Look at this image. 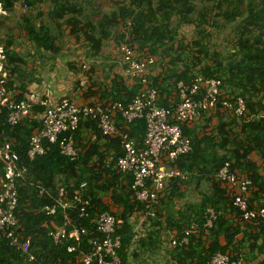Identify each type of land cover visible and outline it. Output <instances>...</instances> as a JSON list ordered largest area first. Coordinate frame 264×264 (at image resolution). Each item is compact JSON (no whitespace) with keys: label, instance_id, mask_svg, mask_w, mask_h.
Instances as JSON below:
<instances>
[{"label":"trees","instance_id":"16d2710c","mask_svg":"<svg viewBox=\"0 0 264 264\" xmlns=\"http://www.w3.org/2000/svg\"><path fill=\"white\" fill-rule=\"evenodd\" d=\"M2 1L5 9L11 11L17 0ZM51 1L55 9L49 13L51 23L48 26L37 29L30 23L25 26L28 38L39 48L58 53L55 41L63 37L64 25L68 28L69 37L77 39L81 34L89 48L87 58L99 56L105 42L113 36L116 47L125 42L157 59L153 67L160 71L156 76H149L148 80L149 86L158 91L160 106L173 110L175 104L168 103L163 95L172 91L176 94L179 82L189 84L194 75L199 74L204 78L220 79L222 95L231 102L237 98L243 99L247 109L246 119H238L232 112L217 108L213 113L217 124L209 131L205 129L209 128L210 115L201 123L198 121L197 125L182 126L184 135L190 139L191 149L178 158L175 166L187 178L171 181L160 201L156 219L143 223L141 235L135 238L137 234L128 217L142 209V205L132 197L129 187L131 179L128 175L104 168L108 149H114L115 157L122 155L117 138L103 137L97 128V121L86 119L73 133L82 148L79 160L70 161L59 153L56 144L46 140H43V144L48 148L47 152L29 159L28 140L35 130L41 129V125L28 117L10 127L5 120L7 110H2L0 143L4 134L18 153L20 166H25L28 171L27 179L17 189L19 199L15 215L23 228L21 234L30 238V252L35 256V261L29 262L0 234V264H70L75 254L67 253L64 247L72 241L55 245L50 239H43L47 234L43 224L48 225L50 221L62 224V211L57 208L55 214L47 215L44 208L54 204L61 188L70 198L81 183H86L84 198L90 200L100 212L108 211L102 204V198L107 195L114 204L123 206L126 222L118 233L121 246L117 252L121 264H133L131 260L136 262L137 250H158L163 225L175 230L180 239L183 230L192 222L197 224L198 235L192 234L186 247L172 248L166 264H205L217 252L229 251L241 255L243 241L236 238L239 233L246 237L253 257L264 255V222L243 223L241 213L229 202L225 189L216 179V173L226 162L232 170L246 172L257 188L251 194L249 208H253V202L264 207V203L259 201V196L264 195V180L258 173L259 166L253 161V155H256L264 163V0H118L114 8L104 15L97 10L96 13H84L82 3L91 7L97 0ZM95 17L99 20L95 21ZM119 22L124 27L121 33L116 29ZM186 26L193 28L194 36L191 39L178 36L179 30ZM211 27L231 28L226 52L209 49ZM4 45L10 66L18 59L10 50L12 40H6ZM123 78L114 76L110 87L100 90L102 102L117 101L126 105L142 89L138 81L128 86ZM128 128L130 138L140 147L146 131L144 119L130 122ZM89 133L94 139L81 144ZM100 140L107 144L106 149L101 147ZM203 182L208 185L206 190L201 188ZM182 184L194 189L199 200L188 202L175 212L170 211L171 205L175 206L182 197L184 199V193L179 189ZM41 190L43 193H40ZM207 209L221 213L210 229L203 227V216ZM76 223L86 224L87 221L77 220ZM245 228L249 230L246 232ZM94 236L89 234L84 237L83 247L86 248ZM220 237L224 239L223 244ZM258 264H264V259Z\"/></svg>","mask_w":264,"mask_h":264},{"label":"built area","instance_id":"2783aa9c","mask_svg":"<svg viewBox=\"0 0 264 264\" xmlns=\"http://www.w3.org/2000/svg\"><path fill=\"white\" fill-rule=\"evenodd\" d=\"M18 6L25 7V0H17ZM23 9L20 13H23ZM4 3L0 0V18L9 17ZM130 25V23H128ZM118 59L123 77L132 83L138 81L142 85L139 93L126 105L117 101L99 103H77L69 97L53 101L49 96L40 98L35 92H29L24 99H13L9 82L13 74L7 62L4 43L0 42V115L7 110L6 124L10 127L18 125L25 118L36 120L41 129L35 130L28 140L27 157L33 159L44 155L48 148L43 144L46 140L56 144L59 153L70 161L80 158L82 148L74 139L73 133L78 130L81 121L92 119L97 121V128L103 137L117 138L122 155L115 157L114 152L104 160V168L109 171L128 175L131 179L130 191L142 209L134 211L128 222L134 226L135 238L142 231V224L156 219L160 201L173 179L186 180L187 175L175 165L181 155L191 149L190 139L184 135L182 126L191 127L201 119L203 114L213 112L217 108L232 112L238 119H246V105L243 99L231 102L223 97L221 80L204 78L195 74L189 84H177L174 109L158 104V91L149 86L148 77L156 58L146 52H139L123 42L117 46ZM81 68L88 71L86 63ZM160 70L157 69V73ZM85 76L81 85L87 83ZM35 108L40 110L35 111ZM137 119H144L146 124L142 145L136 146L128 134V124ZM0 146V234L11 247L21 251L29 262L35 261L30 252V238L23 237L22 225L15 215L18 205V186L27 179V168L20 166L19 155L13 150L11 142L1 135ZM249 158V157H248ZM216 179L226 191L229 202L236 207L243 223H263L264 207L249 208V195L254 187L252 179L246 172L232 170L226 162L216 173ZM40 193H43L41 190ZM86 183L74 189L71 197L65 195L61 188L52 206L44 208L47 215H53L56 209L62 211V224L52 221L47 225L44 240L50 239L55 245L64 244L65 250L73 255L70 264H121L118 250L121 246L119 230L124 225L123 210L114 213L100 212L90 200L85 199ZM221 213L207 209L204 213L206 229L213 227L217 216ZM77 220L87 221L77 224ZM136 225V226H135ZM197 224L192 222L183 230L180 239L171 235L169 242L172 248L186 247L189 237L196 233ZM89 234L91 238L87 247H83V238ZM43 264H60L59 262ZM205 264H245L241 256L231 252L215 253Z\"/></svg>","mask_w":264,"mask_h":264},{"label":"crops","instance_id":"0c3cea01","mask_svg":"<svg viewBox=\"0 0 264 264\" xmlns=\"http://www.w3.org/2000/svg\"><path fill=\"white\" fill-rule=\"evenodd\" d=\"M32 2L40 4V7L28 6L29 5L28 3H32ZM45 2L46 4H48L47 7H45L44 4ZM82 7H84V13H88V14L90 12L96 13V10L98 13H100L101 10L99 6H95V5L91 7L90 6L87 7V4H85V2L82 3ZM21 9L24 10L23 13H20ZM54 9H55V4L52 3L51 0H25L24 8L18 6V2L16 1L13 6V9L11 11H8L10 16L1 18L2 23L0 24V39L7 38L4 32L5 31L8 32V27L11 26L12 23H15L17 20L23 22L22 24H26L29 21V16H30L29 14H32V11L37 10L36 12L37 14L39 13L46 14L53 12ZM79 18H82V16H80ZM98 20L99 19L95 17V21ZM65 27L66 26L64 25L63 28ZM23 28L24 30L22 31V34L25 36L27 34L25 26ZM0 42L5 43L4 40L2 41L0 40ZM28 43L31 44L33 43V41L28 40ZM109 43L111 44V46H109L108 48L109 53L106 51L104 47L102 53L99 56L95 55L94 57H90V58H87L86 53L89 52V48L86 42L83 40V38L78 42V40H76V38L73 36L69 37L67 42L65 43L67 46L69 44L68 46L69 50L67 52L68 55H65V53L62 54L60 50L56 54L61 53V55L55 57L54 55L56 54L51 53L49 50L46 51L43 50L42 48H37L38 49L37 58L41 56L42 58L45 57L46 60L48 59L50 61L46 62V60H43V62H41L39 60H34V59H33L34 61L33 60L25 61L24 59L21 58L20 60V64H22L21 67L19 68L15 67L16 62L10 65V69H13L12 72L13 77L9 82L10 84L9 89L12 92L13 99H16L17 97L20 96L22 97L21 99H24L29 92H35L38 96H40V98L49 96L53 101L59 100L63 97H69L74 101H76L77 103H99V102L101 103L102 100L100 98V93H99L100 90L108 89V87H110L111 85L112 79H114V76L118 75L123 77L121 64L117 57L118 56L117 47L116 45L112 44V41H109ZM27 46L29 45L27 44ZM107 55L110 56L108 60L106 59ZM82 61L86 63L88 71H84L81 68ZM156 75H157V68L152 67L151 76H156ZM85 76L88 78V81L87 83L81 85V79ZM123 81L128 86L130 84L131 85L133 84L131 81H128L125 77L123 78ZM163 99H165L170 104L175 103L176 101L175 91H172L167 95L164 94ZM221 111H225V110H221ZM213 113L214 111L204 114L203 117L198 121L201 123L202 119L210 115L211 117L210 123L212 127L215 126L217 124V119L216 117L213 116ZM198 121L195 122V125L198 124ZM207 130L208 129H205V131ZM85 138L86 139L80 142L81 144L88 143L87 142L88 140L92 141L94 139V137L90 133L85 135ZM100 144L102 145L101 147L103 149H106L105 147L107 144L105 142L100 140ZM108 150L109 153H111L112 150L114 149L111 148ZM253 161H255L259 166L258 173L261 176V178L264 180V163L256 155H253ZM179 189L180 192L184 193V199H187L185 195L186 193L185 191L192 188L182 184L179 186ZM192 190L196 193L194 189ZM256 190L257 188L254 186L249 195L250 196L249 201L251 199L252 192ZM259 197H260L259 198L260 203L263 204L264 195H260ZM188 202L190 201H186V203ZM102 204L106 207L108 212L114 213L117 209L121 211L123 210V206L114 204L109 195L102 198ZM253 207H259V206L256 204V202H253ZM236 223H242V222L237 221ZM245 229L246 232L249 230L247 228ZM171 235L177 237L176 231L171 230L169 236ZM194 235L197 236L198 231L194 233ZM169 236L167 238L168 240H169ZM236 238L237 240L242 239L243 241V243L241 244V255L239 256H241L244 259L245 264H258L262 262V260L264 259V255L260 254L257 257H253V255L250 252V245L248 244V242H246V237L243 235V233L241 234L239 233ZM208 242L206 243V246ZM220 243L221 244L224 243L223 237H220ZM131 263L135 264V262L132 260Z\"/></svg>","mask_w":264,"mask_h":264},{"label":"rangeland","instance_id":"374dc122","mask_svg":"<svg viewBox=\"0 0 264 264\" xmlns=\"http://www.w3.org/2000/svg\"><path fill=\"white\" fill-rule=\"evenodd\" d=\"M118 0H97L96 2H94L95 6H99V8L102 10H100V14H105L108 13L110 10H112L114 8V5L117 3ZM45 7L48 6V4H46V2L44 3ZM28 6H32V7H40V4L37 3H30V5ZM50 9V8H49ZM39 11V10H38ZM37 10L32 11V14H29V21L26 24H22L23 22L20 21H16L15 23H12L11 26L8 27V32L5 31L4 33L6 34L5 39H0L1 41L4 40H12V45L10 50L12 52H14L16 54V57L18 59V61H16V66L17 68L21 67L22 64H20V60L21 58L24 59L25 61H32L34 60H39L41 62H43V60H46L45 57H38V49L39 48L37 45H34V43L29 44L28 40H30L27 36V34L24 36L22 34V31L24 30V26H26L28 23L33 24L35 26V28L37 29L40 26H48L51 23V18L49 17V13L46 14H42L36 13ZM40 18V19H39ZM99 19V18H98ZM26 22V21H25ZM39 24V25H38ZM117 27V26H116ZM123 24L121 22L118 23V28H116L120 33L123 32ZM63 32V37L59 38L58 40L55 41V45H57L59 51L61 50V53L65 55H68L67 52L69 50V44L68 46L65 44L69 38L68 36V29L65 27H62ZM211 37L209 39V49L211 51L215 50L217 52H226L227 51V47L230 44L229 40H230V33H231V28L230 27H226L225 29H214L211 27L210 29ZM114 35V34H113ZM178 36H184L186 39H191V37L194 36L193 33V28L192 27H183L182 29L179 30ZM82 39L81 34L79 35V37L76 39L78 40V42ZM185 39V40H186ZM109 41H112V44L115 45L113 36L109 37V39L105 42V49L106 51L109 53V46H111V44L109 43ZM27 44L29 46H27ZM67 47H66V46ZM82 47V46H81ZM61 53L54 55L55 57H57L58 55H61ZM110 58L109 55L106 56V59L108 60ZM33 60V61H34ZM50 60H46V62H48ZM108 65V64H107ZM105 65V66H107ZM18 70V69H17ZM20 72V71H18ZM23 76V75H21ZM212 127L211 123H209V129ZM1 146V143H0ZM201 188L203 190H206L208 188L207 183L203 182L201 184ZM185 195L187 197V199L183 200V197L180 198V200L174 204L170 206L171 210L175 212L177 210V208H184L186 201H190V203L196 202L199 200V195L197 196V192L195 193L192 189H189L187 191H185ZM183 200V201H182ZM198 203V202H197ZM171 229V228H170ZM167 227H163L160 228V232H161V237H160V245H159V249L156 251H147V250H137V256H136V262L135 264H166L169 259V251L172 249L169 240L167 239L171 230ZM146 230V228H145ZM144 230V231H145Z\"/></svg>","mask_w":264,"mask_h":264}]
</instances>
